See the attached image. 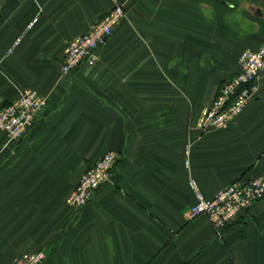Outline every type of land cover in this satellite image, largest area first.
Wrapping results in <instances>:
<instances>
[{
    "label": "crops",
    "instance_id": "obj_1",
    "mask_svg": "<svg viewBox=\"0 0 264 264\" xmlns=\"http://www.w3.org/2000/svg\"><path fill=\"white\" fill-rule=\"evenodd\" d=\"M125 16L94 65L64 74L67 43L114 6ZM264 46V0H0V107L47 103L28 134L0 129V264H264V197L224 228L189 219L238 179L264 178V72L226 128L197 122L245 49ZM108 150L112 179L67 197ZM196 184V188L192 185Z\"/></svg>",
    "mask_w": 264,
    "mask_h": 264
},
{
    "label": "built area",
    "instance_id": "obj_2",
    "mask_svg": "<svg viewBox=\"0 0 264 264\" xmlns=\"http://www.w3.org/2000/svg\"><path fill=\"white\" fill-rule=\"evenodd\" d=\"M125 16L122 6H114L90 30L70 40L64 51L62 72L68 74L82 64L98 62L100 50L107 44L114 30ZM264 72V46L245 49L239 57V70L225 79L211 102L205 106L197 125L202 132L222 129L243 113L258 90ZM47 103L46 96L33 88H24L19 96L0 107V129L11 139L24 138ZM120 155L108 150L84 170L80 180L67 197L76 210L87 206L98 188L112 179ZM196 188L195 182L192 184ZM264 197V178L238 179L221 188L213 198H205L197 191L198 201L187 211L189 219L206 215L216 229L224 228ZM44 252H26L13 264H43Z\"/></svg>",
    "mask_w": 264,
    "mask_h": 264
},
{
    "label": "rangeland",
    "instance_id": "obj_3",
    "mask_svg": "<svg viewBox=\"0 0 264 264\" xmlns=\"http://www.w3.org/2000/svg\"><path fill=\"white\" fill-rule=\"evenodd\" d=\"M68 203V202H67Z\"/></svg>",
    "mask_w": 264,
    "mask_h": 264
}]
</instances>
